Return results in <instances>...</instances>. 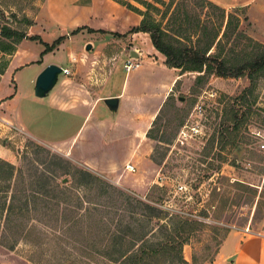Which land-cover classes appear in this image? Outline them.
<instances>
[{
    "label": "rangeland",
    "instance_id": "rangeland-1",
    "mask_svg": "<svg viewBox=\"0 0 264 264\" xmlns=\"http://www.w3.org/2000/svg\"><path fill=\"white\" fill-rule=\"evenodd\" d=\"M45 1L0 0V29L28 35ZM114 1L142 12L144 3L157 7L160 12L150 14L168 34L166 41L176 54L205 53L217 62L224 60L226 67L264 54V0H257L252 8H227L224 17L198 7L202 5L199 0H160L170 4L164 18L165 6L153 0ZM198 18L203 23L197 27ZM201 26L206 31L199 32ZM213 29L219 30L218 41L206 52ZM19 42L0 37V105L6 102L8 91L13 93L14 67L8 73L7 68ZM216 67L213 62L212 72L209 67L177 69L179 80L150 128L148 162L140 160L129 174L107 176L89 170L63 151L6 123L0 106V158L24 176L18 187L35 194L37 188L30 183H37L41 174L56 176L60 185L54 191L58 207L33 209L31 204L24 213V228L33 230L29 236L9 235V229L15 231L18 224L0 229V264H115L93 253L95 247L112 242H100L94 230L99 221L103 234L136 228L138 224L130 220L131 209L120 205L126 198L136 207L132 211L148 213V206L200 224L183 246L188 264L212 262L226 231L264 235V69L256 73L246 69L241 77L222 78L215 76ZM18 79L22 96L27 83L21 75ZM185 125L198 132L181 145L177 138ZM162 223H146L148 243L163 238ZM247 247L252 250L253 244ZM242 253L240 258L247 264L249 250L245 247Z\"/></svg>",
    "mask_w": 264,
    "mask_h": 264
},
{
    "label": "crops",
    "instance_id": "crops-1",
    "mask_svg": "<svg viewBox=\"0 0 264 264\" xmlns=\"http://www.w3.org/2000/svg\"><path fill=\"white\" fill-rule=\"evenodd\" d=\"M209 1L224 9L252 8L257 2ZM141 20L114 0H46L27 36L47 45L63 40L43 56L39 41L17 44L7 68L8 73L14 67V89L0 105L6 116L2 119L99 174H129L140 160L148 162V132L180 76L166 66L148 34L128 33ZM132 52L139 65L126 72L123 65ZM51 64L68 72L59 75L44 98H37L35 80ZM18 75L27 83L22 96ZM106 99L117 100L115 110ZM9 104L14 107L8 109ZM245 247L247 264H264V235L237 230L227 234L213 261L204 264H243Z\"/></svg>",
    "mask_w": 264,
    "mask_h": 264
},
{
    "label": "trees",
    "instance_id": "trees-1",
    "mask_svg": "<svg viewBox=\"0 0 264 264\" xmlns=\"http://www.w3.org/2000/svg\"><path fill=\"white\" fill-rule=\"evenodd\" d=\"M153 1L157 4L165 6V11L161 15V18H164L169 10L170 4L165 5L160 0ZM199 1L202 5L197 4L198 7L204 6L208 9L217 11L223 17L225 16L226 9L215 5L209 0ZM122 5L142 16L140 25L131 29L128 33L132 34L142 32L148 34L152 46L157 52L165 57V64L169 68L191 69L190 66H193L192 68L194 69L191 70H202L204 67H209L208 71L212 72L213 69H211V64L214 62L217 64L215 76L222 78L241 77L246 69H251L255 73L264 69V54L256 56L250 61H245L240 65L238 64V66L233 65L231 67H226L224 60L217 62L210 55L206 56L205 53L200 54L199 52H194L192 55H182L180 53L176 54V51H174L166 41L168 34L163 28H161V24L150 14V11L152 10L153 12L159 13L160 10L157 7L150 3H144L146 10L142 12L129 4ZM199 23L203 22L198 18V20L195 21V26L199 25ZM183 25V22L180 23L179 29H182ZM206 28L207 27L205 26H201L199 32L206 31ZM213 30L215 32L208 37L206 43L207 45L204 49L206 52L213 47L219 36V30ZM182 31L185 32V29ZM0 37L16 38L19 41L23 39L40 41L37 37H28L22 31H18L17 29L11 30L6 27L0 29ZM62 40L63 38H59L51 45H47L40 41V43L44 46V51L41 56L56 49ZM149 133L150 130L147 135L150 138ZM23 178L24 176L19 169L0 158V229L2 228L8 230L9 224H18L15 231H11L9 229L8 233L11 236L17 235L20 238H26L31 232H33L30 228L25 229L21 222V218H23L24 213L28 211V207L32 205L33 209H36L39 205L43 208H48L49 206L58 207L59 197L54 193V191L60 186L56 180V176L52 175L49 177L45 174H41V179L38 180L37 183H30L31 188L35 187L37 189L34 191L35 194L29 195L26 189L18 187V183L23 182ZM46 187H51V189L49 188V190H47ZM50 194H52L51 197L49 196ZM46 196L49 197L47 200L44 199ZM136 202L139 204V201ZM120 205L128 206V208L131 209V212L133 213L130 220L133 224L137 223L138 226L136 228L127 226L125 228L116 229L114 232H105V234H103L104 231L100 227L102 222L99 221L96 223L97 226L95 227L94 234H97L95 238H98L100 242L112 239V242H110L107 247H95L93 253L96 256L99 258L102 257L110 263L115 264H188L182 255L183 246L200 226L198 222L188 221L187 219H181L178 217H169L167 212L155 211V209L145 205L146 209L150 210L147 211L148 213H138L137 211H132L135 210L136 207L131 204L129 198H126L125 204L122 203ZM152 220H157L159 223L164 222L160 225L163 238L160 237L157 241L148 243L146 241L147 235L145 233V225ZM75 223L73 222L72 225ZM21 224L23 226H21ZM8 233L6 234L8 235ZM228 233L229 231H226L224 238ZM107 234L109 237H107ZM6 238L7 237L4 239ZM195 262L196 261L193 259V263ZM205 262L206 260L204 263Z\"/></svg>",
    "mask_w": 264,
    "mask_h": 264
},
{
    "label": "water",
    "instance_id": "water-1",
    "mask_svg": "<svg viewBox=\"0 0 264 264\" xmlns=\"http://www.w3.org/2000/svg\"><path fill=\"white\" fill-rule=\"evenodd\" d=\"M88 47L87 49H89ZM132 57L137 55L132 52ZM62 74V68L56 65H47L37 76L34 85V96L37 98H44L56 84L59 75ZM110 110H115L117 107L116 99H106L104 102Z\"/></svg>",
    "mask_w": 264,
    "mask_h": 264
},
{
    "label": "built area",
    "instance_id": "built-area-1",
    "mask_svg": "<svg viewBox=\"0 0 264 264\" xmlns=\"http://www.w3.org/2000/svg\"><path fill=\"white\" fill-rule=\"evenodd\" d=\"M139 63H137L134 59V57H132L131 55L129 56V59L124 63L123 67L125 69L126 72H128L129 70L138 67ZM67 70H62L63 74H67ZM200 109V108H199ZM189 127L188 126H183L178 134V138H177V142L181 145H183L186 140L187 137H193V135L197 134L198 131H196L195 129H192L189 131ZM129 168V167H128ZM246 231H248V229H246Z\"/></svg>",
    "mask_w": 264,
    "mask_h": 264
}]
</instances>
